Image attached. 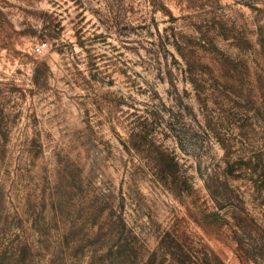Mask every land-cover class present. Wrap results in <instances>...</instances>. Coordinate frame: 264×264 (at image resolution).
<instances>
[{"label": "rangeland", "instance_id": "374dc122", "mask_svg": "<svg viewBox=\"0 0 264 264\" xmlns=\"http://www.w3.org/2000/svg\"><path fill=\"white\" fill-rule=\"evenodd\" d=\"M256 153L264 0H0V264H264Z\"/></svg>", "mask_w": 264, "mask_h": 264}, {"label": "trees", "instance_id": "16d2710c", "mask_svg": "<svg viewBox=\"0 0 264 264\" xmlns=\"http://www.w3.org/2000/svg\"><path fill=\"white\" fill-rule=\"evenodd\" d=\"M230 163V162H229ZM247 167L253 172L259 171L260 174L264 175V160L263 157L261 156V153H256V155H252L250 159H248L246 162ZM232 164H230V167L232 168ZM262 166V167H261ZM207 187L212 196L214 197L215 201L218 203V207H227L228 210L231 213L232 218L235 221V228H233L234 231V239L235 242L238 245H241V248H243L244 243H245V236L249 235V230L252 229V224H255L256 227H258L256 220L254 217L251 216V214L244 208L240 210V208L236 205V203L233 200V194H234V188L229 185L228 182H225L224 186V197L222 198V203L220 202L219 194L221 192V189L223 185L221 183L215 182L213 178L211 177L208 182H207ZM219 193V194H218ZM240 210V211H239ZM264 229V228H263ZM254 232L258 233L260 237H262L261 232L255 230ZM261 241V249H264V245ZM251 245V244H250ZM253 245V244H252ZM254 248L260 249V247L253 245ZM180 249V248H179ZM181 257V254H180ZM180 259V258H179ZM198 260V259H197ZM194 264H209V259L206 257L200 258L198 261H192ZM181 263H185L184 261H181Z\"/></svg>", "mask_w": 264, "mask_h": 264}, {"label": "built area", "instance_id": "2783aa9c", "mask_svg": "<svg viewBox=\"0 0 264 264\" xmlns=\"http://www.w3.org/2000/svg\"><path fill=\"white\" fill-rule=\"evenodd\" d=\"M38 50H41L42 48L40 46L37 47Z\"/></svg>", "mask_w": 264, "mask_h": 264}]
</instances>
